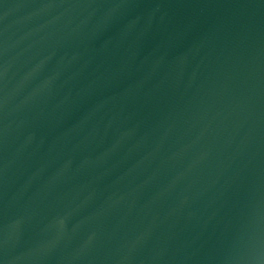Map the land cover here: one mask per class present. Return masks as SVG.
Instances as JSON below:
<instances>
[{
	"label": "water",
	"instance_id": "obj_1",
	"mask_svg": "<svg viewBox=\"0 0 264 264\" xmlns=\"http://www.w3.org/2000/svg\"><path fill=\"white\" fill-rule=\"evenodd\" d=\"M0 264H264V0H0Z\"/></svg>",
	"mask_w": 264,
	"mask_h": 264
}]
</instances>
